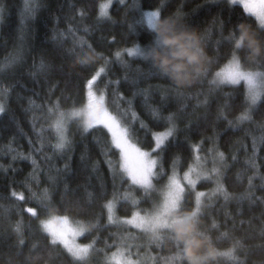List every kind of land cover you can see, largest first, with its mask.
I'll return each instance as SVG.
<instances>
[{
  "label": "snow or ice",
  "instance_id": "obj_1",
  "mask_svg": "<svg viewBox=\"0 0 264 264\" xmlns=\"http://www.w3.org/2000/svg\"><path fill=\"white\" fill-rule=\"evenodd\" d=\"M86 2L94 9L93 20L97 25L115 24L111 15L113 0ZM190 2L118 0L115 10L124 9L120 23L127 25L125 38L145 29L152 33L158 18L163 16H170L183 26L199 29L196 30L199 40L204 48L212 49V55H207L204 68L195 80L201 86L206 83L207 88L201 87L195 93L159 83L141 86L144 81L162 76L144 58L143 48L150 42L142 44L140 40H134L130 46L117 47L107 56L96 52L86 38L92 29L83 24L87 18L83 2L73 13V19L75 13L80 15L76 23L69 22L61 29L53 28V40L59 39L63 44L71 37V45L61 47L60 54L78 61L81 68L88 71L83 78L77 74L74 91L62 89L61 94L52 100L51 96L59 85L58 80L48 79V69L53 65L43 56L39 60L33 57L32 71L28 75L35 80L38 72L43 73L45 99L37 103L33 98H39V91L27 97L17 93L18 99L26 101L22 105L26 112L37 110L30 117L36 140L29 139V148L25 152L18 145L13 147L15 138L10 137L7 145L9 163L0 162V180L7 177V184H0V189H7L0 194V200L12 201L8 205L0 203V216L8 219L10 209L14 208L18 217L15 221L9 219L7 225L0 228V264H188L181 253L180 243L174 240L170 231V225L176 219L172 214L180 209H190L200 221L202 234L209 237V255L215 257L211 264H249L250 256L261 257L252 264H264V171H261L264 164L259 162L264 161L259 151L264 148V0H201L200 4L184 11ZM173 3H176V10L170 11L168 6ZM202 6L213 11L201 29L200 22L190 16ZM40 8L38 0H22L18 9L13 47L0 58V113L9 111L11 89L19 83H6L5 77L13 75L26 63L27 53L31 51L30 46L26 48L30 21L35 19ZM6 12L3 0H0V19ZM226 13H232L235 19H229ZM241 24L243 29L237 27ZM81 30L85 35L78 34ZM97 30L103 32V29ZM245 30L261 42L259 54L249 55L243 37H238V32ZM147 33L141 38L146 40ZM108 40L115 43L112 37ZM85 49L92 54L87 60L82 59ZM137 58L141 62H137ZM113 65H118L123 73L116 80L111 79ZM54 67L60 73L64 66ZM121 81L131 95L118 91ZM155 91L160 92V102L153 104L150 101ZM169 95L185 99L193 97V106L205 109V124L208 110L215 101L217 109L212 133L201 136L200 140H192L189 133L193 121L187 119L181 124L186 105L181 104L178 109L167 113L163 111ZM69 98L71 106L64 107L61 100L68 101ZM138 98L150 123L136 111L134 103ZM232 111L236 113L234 116ZM258 111L262 118L255 120ZM220 120H226V126L233 130L244 125L259 129L257 134L251 128H244V135L251 141V150L249 143H241L240 138L229 144L233 162L239 158L240 150L245 154L244 168L232 176L229 175L226 154L218 150L223 129L218 131L216 123ZM73 124L80 131L83 144L79 163L88 169L86 177L76 184L70 180V177L78 178L80 171L71 163V151L75 150L76 141L69 137L68 130ZM89 133L98 156L103 157L102 161L91 159L85 139ZM205 139L209 141L206 154L203 152ZM184 144L189 150L187 157L180 150L170 151L182 148ZM234 145L238 147L234 148ZM45 147L51 151L46 152ZM17 159L31 165L20 180L15 179L17 169L12 167ZM59 159L65 162L62 165L56 163L55 160ZM39 161L50 163L48 167H42ZM101 163L107 166V179ZM9 169L12 176H8ZM245 173L250 174L244 190L229 192L226 184L229 181L243 183ZM93 176L95 185L92 184ZM256 177H259V185L254 182ZM42 183L43 188L40 187ZM205 183H211L212 187L199 190ZM57 193L59 199H55ZM214 201L225 208L229 203L236 205L233 213L225 211V230L222 232L215 219L208 227L201 222V217L208 215L206 207H211ZM245 202L249 210L256 204L261 206L258 214H253L247 221L241 219L239 224L243 228L245 223L251 224L254 217L260 219L262 239L256 246L245 242L252 238L251 234L238 232L236 217L244 216ZM97 203L98 211L94 207ZM25 212L29 214L27 224ZM229 215L233 220L231 230L227 228ZM32 221H36L35 228ZM109 228L116 230L103 231ZM210 232L218 234L213 236ZM152 248L155 251H150Z\"/></svg>",
  "mask_w": 264,
  "mask_h": 264
},
{
  "label": "trees",
  "instance_id": "obj_2",
  "mask_svg": "<svg viewBox=\"0 0 264 264\" xmlns=\"http://www.w3.org/2000/svg\"><path fill=\"white\" fill-rule=\"evenodd\" d=\"M41 4V8L38 9L37 15L34 20L30 21V32L27 38V47H31V51L27 53V60L26 63L21 67L15 70L13 75H9L5 77L6 83H11L13 81H19L16 83L15 86L11 89V98L8 101V109L9 111L6 113H0V162L3 164L9 163V155L7 154V145L9 142L10 137H14L13 147L20 146V148L27 152L29 148V139L35 142L36 137L32 134V125L30 123V117L34 115L37 110L32 111H25L22 105L26 103V101H22L17 98V93H22L23 96H32L34 92L39 91L40 96L39 98L33 97L37 99V103H40L43 99H45V81L43 73L38 72L37 77L33 80L28 73L32 71V60L35 57L37 60L40 59L41 56L45 58V60L53 65L52 68L48 69L50 75L48 79L51 80H58L59 85L55 89V92L51 96L52 100H55L58 95L61 94V90L64 89L66 92L74 91L73 85L77 79V74L79 73L80 78H83L88 70L81 68L78 61H75L73 58L68 56H62L60 54L61 47H68L71 45V37L66 38L61 44L60 40H53V28L61 29L65 28L67 23L72 22L76 23L80 19L79 13H75V19H73V13L75 12V8L80 7L81 3H85V7L87 10V18L83 20V24H88L92 31H90L86 38L92 43L93 48L96 52H103L104 55H110L112 51H114L117 47L120 46H130V44L134 40H140L142 44L149 43L153 39V33H147V30H141L137 33H133L125 38V31L127 30V25L121 24V17L124 12L123 8H120L119 11L115 10L116 4L118 0H113V4L111 7L113 11L111 15L115 20V24L112 23H101L99 25L93 20V16L95 14L94 9L90 4L86 2V0H38ZM159 0H157V3ZM179 2V0H177ZM211 2V0H210ZM201 0H191L189 4H187L184 8V11H187L191 8L194 4H200ZM4 7L7 9L3 19H0V58L5 57L10 49L13 47L15 36H16V24L18 19V9L22 4V0H3ZM170 11L176 10V3L170 4L169 6ZM213 10L210 8L201 7L197 9L195 13H192L190 18L199 21L200 25L199 28L204 27V22L210 18L211 12ZM130 15V13H129ZM229 19H235V16L232 13H226ZM82 27V24L80 25ZM231 27V25H229ZM103 29V32L97 30ZM199 31V29H196ZM147 33L148 38L142 39L141 37ZM79 35H85L84 31H80ZM98 37L100 38L98 40ZM108 37H112L115 40V43L108 40ZM125 39H127V43H125ZM213 39L215 37L213 36ZM87 50V49H85ZM84 50V51H85ZM88 51V50H87ZM207 55H212V49L210 47L205 48ZM241 55H246L245 53H241ZM97 62L98 58H97ZM137 62L139 59L137 58ZM63 64V69L60 73L56 72L55 65ZM112 72L114 73L111 75V79L116 80L117 76H122L123 73L121 72L118 65H113ZM67 81V83H66ZM159 83L161 85H171L173 87H178L173 84L170 80L165 78L164 76L154 77L150 80L144 81L141 86H145L147 84H156ZM101 86H103V82H101ZM184 91H190L195 93V91L201 87L207 88V84L205 83L203 86L198 84L196 81L184 86H180ZM118 91L123 93L124 95H131L130 90L126 89L123 82L121 81L118 85ZM109 98L111 99V88L108 89ZM160 102V92L155 91L152 95V99L150 103H158ZM61 103L64 107L71 106V99L69 98L68 101L61 100ZM195 100L193 97L188 98H177L175 96L169 95L166 102L163 106V111L165 113L169 111H173L179 108L181 104H185V111L181 114V124H183L187 119H191L193 121L192 128L189 133L192 140H200L201 136L207 137L209 134L212 133V124L216 116V109L217 105L214 101L211 105V108L208 110L207 114V124L203 120V114L205 109L203 107H194ZM77 107L80 105L77 104ZM134 106L136 111L146 120L149 121V117L144 114V110L141 107L140 99H136ZM236 113L235 111L231 112V115L234 116ZM199 117V119H198ZM262 118L261 112H257L255 114L254 119L260 120ZM150 123V121H149ZM226 120H220L216 123L217 130L223 129L220 131L219 139H218V150L224 152L226 154L227 160L229 162V175L232 176L236 173L238 169H243V158L244 152L243 150L239 151V158L233 162L231 157V152L229 150V144L235 140L236 138H240V142L247 141L249 143V150H251V141L250 138L244 135V128H251L257 134H259V129L254 128L253 125H244L243 128L239 130H233L230 127H227ZM37 127L40 126L39 123L36 125ZM68 135L70 138L75 139L76 145L75 150L71 151V163L74 169L80 168L78 178L70 177L71 183L76 184L78 180L82 181L88 172V169L81 167L79 163V155L83 144L81 143V134L80 131L76 128V125L73 124L71 128L68 130ZM150 135V133H149ZM181 136L184 135L183 132L180 133ZM85 139L87 140L88 147L91 153V159L99 158L101 161L103 157L98 156V150L92 144V137L91 133H89ZM209 141L205 139L203 141V152L206 154L208 149ZM238 147V145H234V148ZM180 150L183 152L184 156L187 157L189 154V150L187 148V144H184L182 148H174L170 151H177ZM45 151H51L50 148L45 147ZM260 154L264 156V148H261ZM68 153L65 154L67 158ZM42 167H48L50 162L48 161H39ZM58 164H63L65 162L64 159L55 160ZM90 162V161H89ZM260 163L264 164V161H259ZM186 166V161H185ZM12 167L16 168L17 171L15 173V179L20 180L23 178L25 173L28 172L29 168L31 167L30 163L24 161L22 159H17L13 164ZM101 169L104 172L105 179H107V166L101 163ZM209 167H211V161H209ZM182 170V169H181ZM51 171V170H50ZM261 171H264V168H261ZM250 173H245L243 183H233L229 181L226 184V188L229 192H240L244 190V185L247 184V175ZM11 169L8 170V176H12ZM43 176V173H41ZM254 182L259 185V177L254 178ZM96 180L95 176H93L92 184L95 185ZM0 184H7V177L3 180H0ZM40 187L43 188L44 184H40ZM211 183L201 184L199 190H203L205 188H211ZM4 191L7 189H0V194H3ZM259 189L257 188V195H259ZM82 195V190H81ZM55 199H59V193H57ZM223 198L221 197V200ZM0 203L8 205L11 204L12 201L9 200H0ZM95 210H99L98 203L94 206ZM245 213L243 217H236V224L238 227L239 234H251L252 238L246 240L245 242L249 246H256L259 245L261 242V236L259 233L260 229V219L253 218L251 224L245 223L243 228L239 227L240 220L243 219L247 221L250 216L253 214H258L261 210L260 204H256L250 210L248 209L247 202H245ZM236 208L235 203H229L227 207L221 206L220 204L216 203L215 201L211 205V207H206V211L208 215L206 217H201V222L204 227H208L212 224L213 219L217 221L218 224L221 225L219 231L222 232L225 230L224 221H225V211L227 210L230 214L234 212ZM123 215V212L120 213ZM28 215L25 212L24 221L25 224L28 223ZM17 215L15 209H10V216L8 219H5L3 216H0V228H3L7 225L8 220L15 221L17 219ZM33 228H35L36 221L31 222ZM233 224L232 216L229 215L227 220V228L231 230ZM115 228L104 229L103 231H115ZM103 234V232H102ZM210 235H217V232H210ZM143 252L144 249L141 248ZM150 251H155L154 248L150 249ZM25 254H27V247L25 248ZM261 259L259 256H250L249 257V264H252L253 261H258Z\"/></svg>",
  "mask_w": 264,
  "mask_h": 264
},
{
  "label": "clouds",
  "instance_id": "obj_3",
  "mask_svg": "<svg viewBox=\"0 0 264 264\" xmlns=\"http://www.w3.org/2000/svg\"><path fill=\"white\" fill-rule=\"evenodd\" d=\"M243 29V25L237 26ZM153 39L143 48L145 59L165 78L176 86H184L195 81L206 63V51L195 29L183 26L170 16L158 18L156 27L151 29ZM242 36L248 54H259L262 45L250 31L238 32ZM158 40V43H157ZM91 53L85 50L82 59L87 60ZM176 217L170 225L175 241L188 264H211L215 257L210 256L211 245L207 234H202L200 221L190 209H180L172 214Z\"/></svg>",
  "mask_w": 264,
  "mask_h": 264
}]
</instances>
